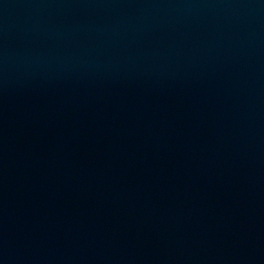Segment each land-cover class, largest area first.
Wrapping results in <instances>:
<instances>
[{
	"label": "water",
	"instance_id": "obj_1",
	"mask_svg": "<svg viewBox=\"0 0 264 264\" xmlns=\"http://www.w3.org/2000/svg\"><path fill=\"white\" fill-rule=\"evenodd\" d=\"M0 264H264V0H0Z\"/></svg>",
	"mask_w": 264,
	"mask_h": 264
}]
</instances>
